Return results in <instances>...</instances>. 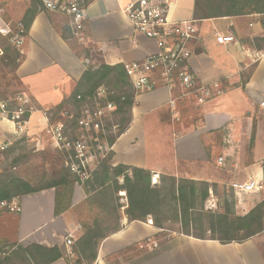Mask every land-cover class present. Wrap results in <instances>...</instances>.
I'll use <instances>...</instances> for the list:
<instances>
[{"label":"crops","instance_id":"crops-1","mask_svg":"<svg viewBox=\"0 0 264 264\" xmlns=\"http://www.w3.org/2000/svg\"><path fill=\"white\" fill-rule=\"evenodd\" d=\"M131 1L94 0L87 9L88 34L72 36L70 18L40 9L36 0H0V26L8 25L5 20L18 25L32 18L18 46L25 59L17 69L26 96L36 106L27 137L36 140L45 133L49 123L45 112L73 94L89 65L141 61L159 50L156 40L136 31L127 19L125 10ZM166 1L171 19L194 20L199 29L189 42L195 89L187 90L178 78L166 81L152 72L156 86L136 95L132 120L112 144L110 163L149 169L157 183L163 174L206 181L213 193L228 197L233 182L264 176V110L259 106L264 98V56L256 55L264 49L256 45L263 44L262 16L195 20V0ZM217 33H231L235 40L219 43ZM203 86L213 96L199 102ZM14 131V124L4 122L0 140ZM58 191L53 187L25 194L19 200L21 211H0V247H53L63 244L69 232L77 234L81 222L74 207L86 199V192L75 184L71 208L56 215ZM262 194L231 196L237 212L246 214L264 198ZM122 225L101 243L97 264H264V231L228 244L178 233L160 244L156 236L161 229L150 220L129 223L124 216ZM149 238L158 248L146 243V250L140 251ZM132 245L137 246L134 256L118 253ZM54 264L67 263L61 258Z\"/></svg>","mask_w":264,"mask_h":264},{"label":"trees","instance_id":"trees-1","mask_svg":"<svg viewBox=\"0 0 264 264\" xmlns=\"http://www.w3.org/2000/svg\"><path fill=\"white\" fill-rule=\"evenodd\" d=\"M36 5L40 6L38 0ZM33 12L36 13L35 10ZM246 14L261 15V22L264 24V0H195V20ZM31 22L32 18L21 21L24 35H27ZM69 29L74 36V31ZM82 31L88 34L86 21ZM14 34L15 30L6 35L0 32V46L3 49L0 61V98L6 97L11 88V96L26 95L23 82L17 75V69L24 61L25 55L15 43H10ZM63 37L69 40L64 34ZM262 42V45H256L263 49L264 39ZM9 66L11 70L8 74L13 75L12 80L16 83L13 87L6 83V76L3 75L7 72L5 68ZM102 84L115 90L109 100L116 104L114 115L119 130L116 134L107 136V141L112 146L129 126L135 97L142 93L134 90L124 64H102L98 67L89 65L73 94L51 110L54 111L52 122L60 120L61 114L69 106L79 108L82 98L93 96ZM5 151H0V155ZM112 156L113 151L110 150L104 157L99 158L90 178L81 183L87 197L74 207L79 215L82 233L71 247L74 254L72 259L64 245L47 247L31 244L24 247L12 244L7 248L0 247V264H51L61 258L65 259L67 264H95L101 243L106 237L123 228L124 216H127L129 223L151 219L153 225L161 229L156 238L172 231L170 224H179L178 230H175L178 233L199 239L217 240L222 244L244 242L264 231V198L246 214L236 212L234 197H225L215 211L207 210L205 202L211 190L208 182L163 174L159 183L153 184L151 170L125 164L114 166L110 163ZM65 160L67 161V158ZM18 161L13 160L0 171V200H20L25 194L54 187L59 190L56 215L71 208L73 187L79 178L68 166L62 164L59 175L50 178H47L46 174L42 175L38 183L33 184L11 172V167ZM120 177L123 178L122 182ZM212 187L213 190L217 188L216 185ZM121 192H126V204L122 202ZM83 209L92 214L91 220L87 221L88 216L81 214ZM136 247L132 245L118 253L135 250Z\"/></svg>","mask_w":264,"mask_h":264},{"label":"built area","instance_id":"built-area-1","mask_svg":"<svg viewBox=\"0 0 264 264\" xmlns=\"http://www.w3.org/2000/svg\"><path fill=\"white\" fill-rule=\"evenodd\" d=\"M42 9L62 14L70 18L75 35L83 33V23L87 18L88 6L94 0H38ZM127 19L136 31L158 42L159 50L141 61H133L124 64L130 77L132 86L136 92H143L156 86L155 72L162 79L172 81L178 78L181 85L187 90L195 89V76L189 70V58L191 50L189 42L197 36L198 26L194 20L175 21L169 16V4L166 0H133L125 10ZM9 25L0 26V32L4 35L12 32ZM21 23L11 41L17 46L23 43L25 35ZM219 43H231L235 40L233 34L217 33ZM3 49L0 46V55ZM257 57L264 56V49L256 53ZM199 102H204L213 96V92L207 87L199 88ZM115 90L102 84L94 92L93 96L82 98L79 108L64 110L61 119L52 122L54 111L45 112L48 126L45 132L51 137L55 145L67 156L66 165L75 173L79 182H85L96 168L99 157H104L111 145L107 141L111 131L116 104L109 100ZM174 104V101H171ZM264 110V98L259 102ZM36 110L35 104L26 95L0 98V129L4 122L14 124L13 136L0 140V151H4L12 145L17 138L26 136L29 117ZM41 140L36 139L40 146ZM153 183L158 182L157 176H153ZM230 188L235 194L263 192L264 176L260 179L233 182ZM124 195L125 192H121ZM206 200L205 208L217 210L219 204L210 196ZM209 196V197H210ZM124 201V199H123ZM20 201L16 198L0 200V211H21ZM151 222L152 220L149 219ZM77 238L75 232H69L64 239L70 258L74 257L71 247ZM148 243L157 246L156 241L148 239ZM147 240V241H148ZM151 241V242H150ZM144 247V243L141 244ZM54 264V263H51ZM74 264V263H71Z\"/></svg>","mask_w":264,"mask_h":264},{"label":"rangeland","instance_id":"rangeland-1","mask_svg":"<svg viewBox=\"0 0 264 264\" xmlns=\"http://www.w3.org/2000/svg\"><path fill=\"white\" fill-rule=\"evenodd\" d=\"M5 22L10 27H12L13 30H15V31L17 30L18 25L16 24V22H13V21L11 22L8 20H5ZM11 42L12 41H10V43ZM1 56H2V54L0 55V61H1ZM5 70L7 72H4L3 75L6 76V83H10V86H12V87L15 86L16 83H14L15 81L13 82V80H12L13 75L8 74V71L11 70V67L10 66L6 67ZM0 84H1V81H0ZM12 90H13V88H11V91L8 94H6V97L5 96H1V97L2 98L11 97ZM0 91H2V88L0 89ZM69 108H73V106L71 105L68 107V109ZM110 124H111V131L108 133V135L109 134H116L119 130V125L115 121V115L113 116V120ZM38 138L42 142L40 144V146H38L36 144V140L32 137L29 138L27 136H23L21 138H17L16 141L12 145H10L9 148L6 149V151L4 150L5 152H3L0 155V171L5 166L7 167V165L11 164V162L16 159L19 161H18V163L14 164L11 167V172H13L16 175L21 176L24 179L31 181L33 184H37L42 175L46 174L47 178L55 177V176L59 175L60 168L63 165L65 167L67 166L66 160H65L67 155L55 145V143L53 142L51 137L46 132L43 133L42 135H40ZM120 178H122V177H120ZM122 181H123V178H122ZM81 183L82 182H79V181L75 182V184H81ZM228 194L230 196H228L227 198H229V199L233 198V196H231V195H233L234 192L230 187H229ZM213 195H214L213 197L217 200L218 204L223 202L225 199V197L221 196L220 194L213 193ZM262 195H264V193ZM211 197H212V195L209 197V199ZM123 199H124V201H123ZM123 199H122L123 204H126L127 203L126 192L123 195ZM205 204H206V202H205ZM83 210L84 211H81V214L83 216H88L86 218L87 221L91 220L92 214L88 213V211L86 209H83ZM207 210L215 211L212 209H207ZM236 212H237V207H236ZM239 214H242V213H239ZM169 228H171L172 231L165 232L164 236L161 235L158 237V241L160 244H162L165 241H169L171 238L178 235V231H175V230H178L179 224H170ZM80 230L77 233V237L79 236L80 233H82V231H80ZM152 241H154V240H152ZM148 242H149V240L147 242H144V248L139 249V250H142V251L146 250L145 247H146V243H148ZM61 245L65 246V243H63ZM153 248H158V247L154 246ZM134 251H135V253L132 252L131 250L124 251L123 253H121V255H123L124 257H129L130 255L134 256L136 254V250H134ZM116 257H118V255L113 256L112 259H115ZM95 264H97V260H96Z\"/></svg>","mask_w":264,"mask_h":264}]
</instances>
